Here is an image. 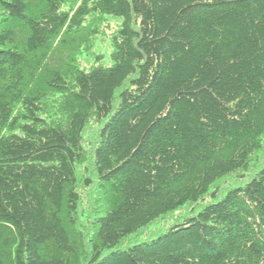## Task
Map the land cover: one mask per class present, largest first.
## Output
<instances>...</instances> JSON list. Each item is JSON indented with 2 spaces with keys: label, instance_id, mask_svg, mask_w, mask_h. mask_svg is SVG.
Returning <instances> with one entry per match:
<instances>
[{
  "label": "trees",
  "instance_id": "1",
  "mask_svg": "<svg viewBox=\"0 0 264 264\" xmlns=\"http://www.w3.org/2000/svg\"><path fill=\"white\" fill-rule=\"evenodd\" d=\"M0 264H264V0H0Z\"/></svg>",
  "mask_w": 264,
  "mask_h": 264
},
{
  "label": "rangeland",
  "instance_id": "2",
  "mask_svg": "<svg viewBox=\"0 0 264 264\" xmlns=\"http://www.w3.org/2000/svg\"><path fill=\"white\" fill-rule=\"evenodd\" d=\"M99 48V47H98ZM106 54H108V51L106 52ZM108 58H109V55H108Z\"/></svg>",
  "mask_w": 264,
  "mask_h": 264
}]
</instances>
